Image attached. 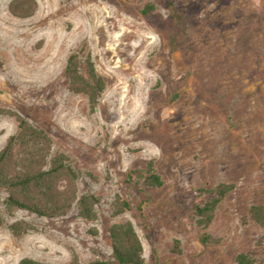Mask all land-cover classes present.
<instances>
[{
    "label": "rangeland",
    "instance_id": "obj_1",
    "mask_svg": "<svg viewBox=\"0 0 264 264\" xmlns=\"http://www.w3.org/2000/svg\"><path fill=\"white\" fill-rule=\"evenodd\" d=\"M11 2L0 0V107L43 127L81 171L78 192L100 200L91 221L76 203L46 217L8 208L0 188V264L115 261L109 226L126 219L147 264H238L242 251L264 260V227L249 214L264 203V0H36L28 16ZM74 51L105 78L95 109L69 87ZM16 130L0 114V148ZM150 159L160 186L129 176ZM221 181L235 187L203 227L196 189ZM116 193L130 202L119 214ZM17 220L31 228L13 233Z\"/></svg>",
    "mask_w": 264,
    "mask_h": 264
},
{
    "label": "trees",
    "instance_id": "obj_2",
    "mask_svg": "<svg viewBox=\"0 0 264 264\" xmlns=\"http://www.w3.org/2000/svg\"><path fill=\"white\" fill-rule=\"evenodd\" d=\"M35 6L36 0H12L10 9L16 15L28 16L33 13ZM169 9L174 22L171 34L174 40L180 30V19L173 2H170ZM65 75L70 89L84 93L90 108L95 109L106 81L97 72L90 54L81 62L79 52L69 53ZM0 114L13 115L17 121L16 132L10 134L0 148V188L6 191L7 207L22 208L39 216L54 217L66 214L76 203L82 218L89 221L95 219L96 205L100 197L95 193L78 192L81 171L71 164L65 152L53 151L49 133L9 108L0 107ZM88 175L96 177L92 172H88ZM129 176L141 178L148 186H160L164 183L154 159L148 160L143 168L130 170ZM234 187V182L221 181L213 186H200L196 189V197L201 198V201L194 204L193 210L199 225L207 227L210 224L217 206ZM129 207V200L116 193L113 199V213H122ZM249 214L256 223L264 227V203H252ZM3 222L0 212V226ZM9 228L13 233L20 234L30 229L31 225L26 221L17 220L10 223ZM91 231L97 233L96 228H91ZM109 236L115 261L95 258L84 262L76 257L69 264H147L142 240L131 220L111 223ZM203 239L212 240L208 234ZM236 261L238 264H264V260H257L244 251L237 254ZM17 264L50 263L25 256Z\"/></svg>",
    "mask_w": 264,
    "mask_h": 264
},
{
    "label": "bare ground",
    "instance_id": "obj_3",
    "mask_svg": "<svg viewBox=\"0 0 264 264\" xmlns=\"http://www.w3.org/2000/svg\"><path fill=\"white\" fill-rule=\"evenodd\" d=\"M12 246H14V245H12ZM9 247H11V246H9ZM5 251V250H4ZM1 253V252H0Z\"/></svg>",
    "mask_w": 264,
    "mask_h": 264
}]
</instances>
